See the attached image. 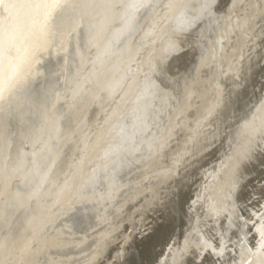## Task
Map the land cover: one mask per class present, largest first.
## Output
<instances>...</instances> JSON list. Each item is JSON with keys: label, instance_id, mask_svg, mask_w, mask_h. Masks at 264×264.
Returning a JSON list of instances; mask_svg holds the SVG:
<instances>
[{"label": "bare ground", "instance_id": "obj_1", "mask_svg": "<svg viewBox=\"0 0 264 264\" xmlns=\"http://www.w3.org/2000/svg\"><path fill=\"white\" fill-rule=\"evenodd\" d=\"M202 2L0 0V264H127L167 223L148 264H215L264 205V0Z\"/></svg>", "mask_w": 264, "mask_h": 264}, {"label": "snow or ice", "instance_id": "obj_2", "mask_svg": "<svg viewBox=\"0 0 264 264\" xmlns=\"http://www.w3.org/2000/svg\"><path fill=\"white\" fill-rule=\"evenodd\" d=\"M93 0H66L67 6L69 9H78L92 6ZM219 3V0H203L201 4V15L207 14L208 16L212 15V7L213 3ZM106 7H115L116 4H106ZM125 7H133L137 8H149L153 6L150 4V0H136L134 4H124ZM174 6L173 4H169L168 7ZM197 17L196 19H198ZM229 19H231L229 17ZM183 22V21H182ZM195 22L194 20L192 21ZM169 46H172V42H170ZM148 86L150 88H154V85L149 81ZM260 199L264 200V191L260 193ZM258 207L255 213L249 215L247 218L243 216H236L234 220H232L227 225L221 224V232L217 233L216 236L212 238V242L209 243L204 241L201 243L200 247L204 249L205 255L211 254L215 258V264H221V261L224 260V252L228 250V245H232L233 248H242L245 242L248 239L250 232H257L261 237H264V205H259V201L257 202ZM210 215V213H209ZM253 215L255 219H253ZM227 232H231L232 236L235 237L233 240L231 237H228L227 243H223L225 234ZM7 247V240H0V250H3ZM261 248H264V243L261 244ZM215 249V251H212ZM257 252L264 256V252H261L259 249ZM200 253L194 252V257L199 256ZM253 255H256L253 253ZM201 261L204 259L203 256L200 257ZM235 259V257H232Z\"/></svg>", "mask_w": 264, "mask_h": 264}, {"label": "water", "instance_id": "obj_3", "mask_svg": "<svg viewBox=\"0 0 264 264\" xmlns=\"http://www.w3.org/2000/svg\"><path fill=\"white\" fill-rule=\"evenodd\" d=\"M178 206V205H176ZM169 223L164 224L161 228H159L152 236V240L150 243L146 245L145 248L142 249L138 254H135V256L131 257L129 259V262L127 264H148L151 262L156 255V252L159 248H154L153 247L157 244L161 245L165 241V233L169 230V227L172 226ZM150 246H152L150 248ZM157 247V246H156Z\"/></svg>", "mask_w": 264, "mask_h": 264}]
</instances>
